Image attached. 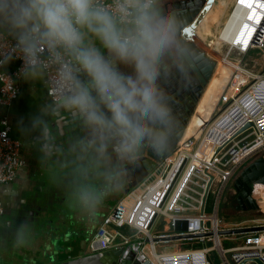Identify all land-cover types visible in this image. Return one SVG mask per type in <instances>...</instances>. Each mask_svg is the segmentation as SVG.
Here are the masks:
<instances>
[{"label":"clouds","instance_id":"obj_1","mask_svg":"<svg viewBox=\"0 0 264 264\" xmlns=\"http://www.w3.org/2000/svg\"><path fill=\"white\" fill-rule=\"evenodd\" d=\"M182 23L164 0H0V69L18 60L9 86L47 90L18 130L48 158L61 127L79 129L72 202L86 221L126 190L145 150L164 157L180 132L171 88L183 87L194 56ZM27 242L19 230L12 240Z\"/></svg>","mask_w":264,"mask_h":264},{"label":"built area","instance_id":"obj_2","mask_svg":"<svg viewBox=\"0 0 264 264\" xmlns=\"http://www.w3.org/2000/svg\"><path fill=\"white\" fill-rule=\"evenodd\" d=\"M216 1L210 3V7ZM216 36L223 54L216 61L215 76L221 68L232 72L219 93L223 94V89L227 90L230 86L235 87V91L229 97L224 93L216 114L204 126L202 133L194 141L185 144V150L179 151L180 157L163 176L149 183L143 192L133 190L118 201L92 235L88 243L90 252L102 253L112 247H120L123 248V257L135 253V260L140 264H211L212 249L206 245L172 251H159L156 247L157 241L167 243L173 241L174 236L179 238L186 234H199L196 238L205 243L208 233H211L223 264H258L256 260L264 264V230L243 234L250 238L239 246L225 250L221 246V238L229 235H221V232L248 226H227L219 217L220 203L228 182L247 162L264 157V0H245L244 3L234 0ZM15 63L11 71L0 69L2 106L10 105L21 91L19 81L9 86L8 76L14 75L20 67L18 60ZM13 89L16 93L14 98ZM0 124V185H6L16 180L25 161L20 141L12 137L8 120L3 119ZM206 142L211 143L214 149L206 161H201L199 152ZM191 146L188 153L187 148ZM187 157H190V161L179 173L180 164ZM204 168L215 178L208 194L214 195V212L210 217L212 229L205 226L204 212L197 217L181 214L192 206L190 199H193V194L190 191L196 193L190 184L199 186V180L207 182ZM205 183L201 184L203 190ZM201 197L202 193L197 200V209L202 206ZM2 212L3 204L0 201ZM160 214L171 219L175 233L151 234L155 217ZM109 225L129 226L136 230V234L125 236L122 231L109 228ZM258 226H264V223L260 222ZM117 238L125 242L116 243ZM147 244L150 246L149 251L144 249Z\"/></svg>","mask_w":264,"mask_h":264},{"label":"water","instance_id":"obj_3","mask_svg":"<svg viewBox=\"0 0 264 264\" xmlns=\"http://www.w3.org/2000/svg\"><path fill=\"white\" fill-rule=\"evenodd\" d=\"M215 0H190V6L185 9H174L182 18V28L193 23L195 18L203 11L205 5L210 6ZM181 35V33H180ZM184 40V39H183ZM186 43V41L184 40ZM188 47L194 53V56L190 59L189 64L194 70L202 69L212 71L216 66V61L220 58L216 53H207L208 47L203 44V47L196 48L194 44H189ZM206 67V68H205ZM224 74L226 70L225 82L228 81L232 72L227 68H221ZM222 74H217L218 80ZM224 81V80H223ZM223 84L220 85L221 88ZM219 93V92H218ZM247 125V127H249ZM69 129H64V134L59 132L57 138L60 147L64 145L65 150L68 153L67 164L63 168L71 170L72 181L69 186V196L64 197L65 191L54 186V182L57 177V165H53L52 160L49 162L42 157H38L37 163H40V168L43 173L40 174L41 187L38 189H32L31 192L25 197L22 203L14 206H4L3 212L0 213V244L4 247L5 240L12 244L17 231H22L26 236L31 234H39L41 236V242L44 243V248L50 252V257L57 258L60 251L61 243L63 239L71 230V227L82 221V217L79 214L77 208L72 202V193L75 184L78 180L82 179L78 177L74 169L77 167V161L74 154L71 151V143L73 138L79 134V129L74 125H67ZM64 137L66 139H64ZM62 138V140H59ZM69 144H68V143ZM64 149V148H63ZM218 149L216 150V152ZM153 158L147 157L144 153L139 159L138 166L132 170V174H139L141 178L131 184L127 192L136 186L139 182H143L146 178L154 174L159 170L160 165L158 161L152 160ZM156 159V158H155ZM159 159V158H158ZM190 161V157L184 158L179 167V173H181ZM39 168V170H40ZM203 174L208 177L205 183L204 190L201 197V212H204L206 200L210 192V188L215 181V178L210 174L206 168L203 170ZM60 176V175H59ZM90 178V177H89ZM86 182H91L87 181ZM97 182V181H96ZM94 182V183H96ZM92 183V182H91ZM233 189L237 194V209L242 211H256L260 213V195H264V157H260L250 162L244 169L238 173L233 181ZM156 219V217H155ZM264 230V226L244 227L225 230L221 232V235H243L248 233L260 232ZM211 233H208L210 235ZM199 234H186L179 238H194ZM176 238V236H174ZM173 238V239H174ZM211 264H213L210 259ZM258 264H262L258 260L255 261ZM243 262L242 264H245ZM50 264H140L135 260V253L123 257V248H116L104 251L102 253L95 252L86 254L75 259H69L64 262L51 261Z\"/></svg>","mask_w":264,"mask_h":264},{"label":"crops","instance_id":"obj_4","mask_svg":"<svg viewBox=\"0 0 264 264\" xmlns=\"http://www.w3.org/2000/svg\"><path fill=\"white\" fill-rule=\"evenodd\" d=\"M232 2H234V0H231V4ZM189 3H190L189 0H164V7L168 10L185 9L186 7L189 6ZM15 66H16V63L13 62L7 67L6 70L11 71L15 68ZM19 83L21 86V93L19 95V99L17 101L15 100L11 105H7V106L0 105V123L3 119H7L12 128L11 129L12 137L16 140L19 138H22L23 140H25L27 144V149H25L23 157L26 159L27 165L24 169H22L19 172L14 182L10 184H6V185H0V201L3 204V207L4 206L14 207L22 203L25 197L31 192L32 189H38L41 187V184H42L40 181V171L37 168V165L33 161L34 156H35L34 152L36 151L33 149L34 146L30 138L25 135H22L20 131L18 130V121L21 119V117H24L25 119H27L28 115L36 110L37 106L40 103H42L41 101L43 100L42 94L43 92H46V90L40 84L30 85L28 83H24L23 81H19ZM66 129L68 130L69 128L66 127ZM62 153L63 151L62 149H60L59 151H55L51 155V157H54L55 159L56 158L60 159V157L62 156ZM188 153H190V151H188ZM173 157L174 156H171L167 160L164 168L160 167L159 170H157L154 174L146 178L143 182H139L136 186L131 188L129 192H127L128 187H126V190L123 191V193L120 195V198H117L114 200L108 199L105 202L104 208L102 209V211L100 212V214L94 221L89 222L83 218L81 222L71 227L70 232L68 233V235L64 237L63 242L61 243V246L59 249L60 251L58 252L57 258L53 259L52 257H50V254L48 256V253L50 251L44 248V243L41 242V236L39 234H31L30 236H28L27 244L22 247H15L13 244L7 242L6 240L4 242L3 248H2V245L0 244V264H50L51 261L64 262L69 259H75L83 255L93 253V252H90L88 249V243H89L88 239L89 237L91 238L92 235L97 230V228L102 225L103 220L106 217V215H108L112 211L113 207L118 203V201L121 198L128 196L129 193H131L133 190L134 191L136 190V192L141 193L146 189L149 183L156 182L157 179L160 178L159 177L154 181V178H156V176L159 175L158 172L161 170L166 172L167 169H165V167L167 166V164L168 166L169 165L172 166V164L176 162L180 156H177L175 159H172ZM201 159L202 158L200 157V160ZM206 160H203V161H206ZM64 170L65 169H62L64 176L60 178L63 181L70 180L68 174L66 175V172H64ZM164 172H162V174H164ZM199 175L202 176V174H199ZM90 178L89 177L87 178L88 181L91 180ZM203 181L204 180H199L198 182L200 183V185L199 186L196 185L199 189H195L196 193L193 194V199H190V203L192 204V206H190V208L183 211L181 214L187 215L190 217H197L200 214H203L201 212L202 206L197 209V206H198L197 200H199L200 194L203 193V188L201 186V184L205 183V181L204 182ZM207 202H208V198H207ZM207 202H206V205H207ZM262 203H263V200L260 199V204ZM206 205H205V209H206ZM205 209H204V214H205ZM225 212L227 213V209L225 210ZM190 213H194V214H190ZM260 213L262 215H260L259 213L257 214L256 211L255 212L254 211L245 212V211H242V209H239L235 213V215L233 216L231 215V216L233 217L234 224L244 225L248 227H255V226H258L260 222L264 223V211L262 210V208L260 210ZM159 216L160 215L156 216V219L151 228L152 235L160 234L158 232L159 226L157 225V219ZM205 217H206V220H205V226H206L207 220L210 217H207L206 215ZM171 226H172L171 222H168L165 224L166 229H170ZM115 227H118V226L109 225V228H111L112 230H118V229H115ZM119 228H122V227H119ZM153 229H155L156 231L153 232ZM171 230H168L165 233H175V231L170 232ZM125 232L126 233L123 232L125 236L136 234V230L129 226L125 228ZM87 235H89V237H87ZM229 236H230L229 238L230 241L239 243L237 246L243 244L247 238H250V236H243V235H233V236L229 235ZM136 238L137 237H133V239H136ZM222 238H221V241H222ZM179 240L181 239L177 237L173 239V241H179ZM124 242L125 240L121 238L120 240H118V238L116 240V243H124ZM170 242H172V240L167 243L169 244ZM163 244L165 245L166 243L157 241L156 247L159 251H172V250H177V249H183L174 244L170 245L169 248L162 249L160 247ZM158 245H161V246L158 247ZM118 248L120 247H117V249ZM111 249H116V248L112 247L108 250H111ZM144 249L146 251H149L150 250L149 244L145 245ZM210 249L213 250L216 248L212 247ZM220 257H221V254H220ZM227 257L229 259L230 255H228Z\"/></svg>","mask_w":264,"mask_h":264},{"label":"flooded vegetation","instance_id":"obj_5","mask_svg":"<svg viewBox=\"0 0 264 264\" xmlns=\"http://www.w3.org/2000/svg\"><path fill=\"white\" fill-rule=\"evenodd\" d=\"M189 2H190V0H189ZM207 5H208V3L205 6H207ZM189 6H190V3H189ZM197 17L195 18V20L197 19ZM192 24L193 23H191L190 25H187L186 27H183L181 29V38L186 41L187 45H189L191 43V44H194V46L196 48H200L201 46H199V44H197L194 40H192V38L190 36V27ZM196 31H197L196 33L198 35L202 34L201 23H200V26L198 27V30H196ZM198 35L196 36V39L198 38ZM206 45L208 46V43ZM207 53H209L208 49H207ZM215 69H216V66H214L213 70L210 72L208 70H204V67H202V69L194 70L190 66L189 72H188V75L186 77V80H185L183 87L178 89L177 85L172 86L171 91L176 96V99L178 101V103L175 105V111H176V114L179 118L180 125H181L180 132L177 135V137L175 138V141H174V144H173L171 150L164 157L158 159L150 151H148V150L144 151V154L147 157L153 158L152 159L153 162L158 161V164L160 165V167H164L166 165L167 160L171 156H173L177 151H179V149L181 147L185 146V144H188V143L194 141V139H196L202 133L204 126L213 118V116L218 111V109L221 105V102H222V97H223L226 89L225 90L223 89V94H222V93H218V92L222 91L221 89H222V86L224 85V83L221 86V88H215L214 86H212V82L215 80L214 78H216ZM20 93H21V91H20ZM19 95L15 99L16 101L19 99ZM46 95H47V90H46V92H43V94H42L43 99ZM14 101H12V103ZM41 101H43V100H41ZM9 125H10V123H9ZM64 129L66 130V126L61 127V129H60L62 134H64ZM64 139H66V138L64 137ZM18 140L20 141V144H21V154L23 156L25 149H27V144H26L25 140H23L22 138H19ZM59 140H62V138H59ZM57 143H58V141H57ZM33 149L36 151V152H34L35 156H34L33 161L37 165V168L39 169L40 163H37V161H38V157H41V155L39 154V152L36 150L35 147H33ZM60 149H62V151H63L60 159H57V158L55 159L54 157H51V156L48 158H44V159H46L49 162L52 160L54 162L52 164L58 166L57 177H56V180L54 182V186L60 188L59 193L62 190H66L64 197H68L70 195L68 189H69L70 183L72 181V177L70 175L71 170H69L67 168H63V166H65L67 164V157H65V155L68 153V151L65 150L64 145L62 147H60ZM24 161H25V166H24V168H25L27 165V161L25 158H24ZM62 169H65L64 172H66V175L68 174L70 180L63 181L60 178V177L64 176ZM39 171H40V174L43 173V170L41 168ZM140 178H141L140 173L139 174H136V173L132 174L130 182L128 183L127 187H129L134 182H137ZM90 179H91L90 181L92 183L96 182L95 177H91ZM122 193L114 195V196L110 197L109 199L114 200V199L120 198V195ZM236 197H237V194H236L235 190L233 189V191L232 192L230 191V193H229L228 198H230L231 200H230V208L227 209V213L232 215V216L235 215V213L239 210V209H237L238 203H237ZM248 212H251V211H248Z\"/></svg>","mask_w":264,"mask_h":264},{"label":"rangeland","instance_id":"obj_6","mask_svg":"<svg viewBox=\"0 0 264 264\" xmlns=\"http://www.w3.org/2000/svg\"><path fill=\"white\" fill-rule=\"evenodd\" d=\"M209 40H211V39H208V41H207L208 49H210L209 48V43H210ZM235 89L236 88L233 87V86L228 87V89L225 92V95L229 97L232 94V92L235 91ZM182 149L185 150V147L184 146L181 147L179 149V151L182 150ZM187 149H189V151H190L192 149V146L190 148H187ZM213 149H214V147H213V145L211 143H208V142L204 143L202 145L201 149H200L199 157H201L203 160L208 159L209 156L211 155V153L213 152ZM179 151H177L173 155L174 157L172 159H175L178 156ZM249 163L250 162H247L241 169H244ZM170 168H171V166L170 165L168 166V164L165 167V169H167V170H169ZM162 172H163L162 170L158 172L159 175H157L156 178H154V181L157 178H159V177L164 175V174H161ZM237 175H238V173L235 175V177ZM235 177L232 179V181L228 182V184H227V186H226V188H225V190L223 192L222 200H221V203H220L219 217L221 219V222L223 224H227V226H231V225L234 224L233 217L230 214L226 213L225 210L230 208V200L231 199L228 198V197H229L230 191L231 192L233 191V181H234ZM192 181H194V179H192ZM190 185H192L193 188H195V189H199L196 185H193V184H190ZM190 193L194 194L192 191H190ZM213 201H214V195L212 193H210V195L208 197V202H207V205H206V209H205V215L207 217H210L213 214V212H214V208L212 206L213 205ZM190 214H194V213H190ZM168 222H171L170 218H168L165 215L160 214V216L157 219V225L159 226V230H158L159 233H162V232L165 233V232H167L168 230H171V229L172 230L170 232L175 231V228L172 227V226H171L170 229H166L165 224L168 223ZM206 227L208 229H212V227H213L212 220L210 218L207 220ZM125 228H127V226H124L122 228L115 227V229H118V230L126 233L125 232ZM155 231L156 230L153 229V232H155ZM87 237H89V235H87ZM229 238H230V236L222 238L221 246H222L223 249H229V248L237 246L239 244L238 242L230 241ZM90 239L91 238L89 237L88 242H89ZM118 240H120V238H118ZM173 244L177 245V246H179L180 248H183V249L184 248L185 249L186 248H202L205 245L207 246V248L215 247V242L213 241V237L212 236L207 237L205 243L202 240L194 237V238H183V239H181L179 241H172L169 244L166 243L165 245L163 244L162 246L158 245V247L161 246L160 248L165 249V248H169V246L173 245ZM210 257H211V260L213 261L214 264H223V260L220 257L219 251L217 249H213L212 250V252L210 253Z\"/></svg>","mask_w":264,"mask_h":264},{"label":"bare ground","instance_id":"obj_7","mask_svg":"<svg viewBox=\"0 0 264 264\" xmlns=\"http://www.w3.org/2000/svg\"><path fill=\"white\" fill-rule=\"evenodd\" d=\"M231 5V0H218L215 2L212 7L210 6H205L203 11L198 15L197 19L193 22V24L190 27V36L192 40H194L199 46L203 47V44L208 47L207 41L208 39L209 43V48L208 52H213L216 53L219 57H221L222 50H221V45L217 40V32L219 29L220 24L224 21V18L226 16L228 7ZM201 23V28H202V34L198 35L196 30H198V27L200 26ZM198 35V38L196 39V36ZM219 60V59H218ZM223 71L222 69H218V74H222V76L217 80L212 82V86L215 88L220 87L221 84L224 83L226 78V70H224V74L221 72ZM224 80V81H223ZM178 166V165H177ZM164 172V171H163ZM162 174V173H161ZM261 199L263 200V203L261 204L262 210L264 211V195H260Z\"/></svg>","mask_w":264,"mask_h":264},{"label":"snow or ice","instance_id":"obj_8","mask_svg":"<svg viewBox=\"0 0 264 264\" xmlns=\"http://www.w3.org/2000/svg\"><path fill=\"white\" fill-rule=\"evenodd\" d=\"M244 2H245V0H241V3H244ZM249 19L251 20L252 17L250 16ZM186 31H187V30H186Z\"/></svg>","mask_w":264,"mask_h":264}]
</instances>
